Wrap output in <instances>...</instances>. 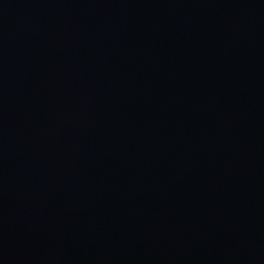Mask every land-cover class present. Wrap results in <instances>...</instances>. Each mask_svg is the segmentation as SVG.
I'll return each instance as SVG.
<instances>
[{"label": "water", "instance_id": "1", "mask_svg": "<svg viewBox=\"0 0 264 264\" xmlns=\"http://www.w3.org/2000/svg\"><path fill=\"white\" fill-rule=\"evenodd\" d=\"M0 264H264V0H0Z\"/></svg>", "mask_w": 264, "mask_h": 264}]
</instances>
